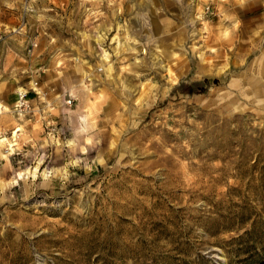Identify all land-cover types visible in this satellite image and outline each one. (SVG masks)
<instances>
[{"label": "rangeland", "instance_id": "rangeland-1", "mask_svg": "<svg viewBox=\"0 0 264 264\" xmlns=\"http://www.w3.org/2000/svg\"><path fill=\"white\" fill-rule=\"evenodd\" d=\"M7 3L16 6L9 8L5 0H0V104L8 109V112L0 113V138L11 142L15 133L16 143L22 144V150L32 149L30 144H23L19 139L22 133L18 128L23 129L28 139L34 133L43 139L49 132L55 136L62 125L59 117L50 116L48 119L56 122L54 128L42 122L44 131L37 132L35 125L39 117L32 110L23 115V119L14 115L8 106L11 98H15L9 93L14 81L10 79L11 75L17 79L15 87L28 91L33 109L39 101L37 93L28 88L32 73L53 68L56 57L68 56L70 67L66 75H75L76 60L71 58L85 59L92 65L93 84L107 93V96L97 95L96 103L107 104L105 114L116 117L122 111L123 98L116 87L119 81L113 83L104 78L97 63L98 57H95V52L99 51L96 40L90 38L81 44L83 37L80 33L87 32L89 37L103 33L108 37L103 47L111 56L109 63L125 60V63L113 65L116 69L112 74L113 80L134 58V54L128 52L119 58L111 55L112 49L119 50L114 43L115 38L120 37V43H124L121 25L126 24L129 34L135 35L143 44L148 29L145 28L143 33L137 30L146 19L152 25L153 36L162 37L148 47L136 45L140 55L135 58H142L143 64L133 68V71L144 72L147 66L157 65L151 69L152 82L161 85L154 89L157 98L149 105L136 134L129 141L140 148H147L152 155L139 157L138 167L122 170L100 168L83 183L70 186L82 188L93 180V188L100 185L102 191L94 205L89 196L84 198V206L91 209V215L74 219L72 209L67 207L62 212L55 209L47 212L53 222L46 225L50 231L37 236L30 247H17L14 254L5 249L6 258L12 255L10 264H126L128 256H136L137 264H264V115L251 111L255 104L249 101H243L249 104V110L237 115L231 124H217L215 117L209 120L203 111H197L203 100L220 92L227 94L229 83L234 84L233 90L243 86L247 89L246 95L255 93L257 98H264V45L257 50H250L251 45H238L237 49L227 52L230 59L226 72L222 67L223 60L212 59L215 69L202 65L205 71L199 74V82L173 84L169 90L167 85L171 83L172 74H181L178 69H183L187 80L197 75L192 70L191 53L187 54L188 62L181 61L180 64H168V53L179 52L172 43L174 39H188L186 32L176 31L188 21H194L188 31L196 32L194 39H199L200 33L196 30L203 25L196 18L203 14L201 0H182L180 4L176 0H116L111 8L108 0L98 6L95 0H36L30 11H26L30 0H7ZM208 7L215 15H205V19L212 21L216 31L222 10L215 5ZM158 9L163 11L158 12ZM97 11L103 12L104 16H93ZM37 16H43L44 20L36 19ZM165 21H175V26L169 28ZM109 26L111 31H108ZM255 26L253 24V28ZM165 31L174 35L164 36ZM23 32L28 35L25 41L20 34ZM14 34L17 36L11 37ZM37 35H41L40 39L36 38ZM33 39L36 46L28 54L29 41ZM208 43L211 45L212 40ZM155 47L164 50L165 55L161 59H154L151 55ZM90 49L95 50L92 55L88 54ZM203 55L211 59L216 53L204 52ZM161 64L168 66L167 73L159 67ZM84 71H90L87 65ZM213 71L217 75H212ZM226 73L233 75L225 79ZM56 75V72H41L38 86L54 80ZM165 75L168 80L164 79ZM96 76L101 79L97 80ZM121 79L132 85H141L140 92L149 90L150 85L143 75L137 80L130 73L123 72ZM58 84L59 81L49 83V88H55L53 94L61 91ZM161 96L165 98L159 99ZM190 118L195 120V125L188 124ZM29 120L32 122L26 124L25 121ZM180 121L184 127L204 124L208 128L193 145L199 164L191 166L190 171L195 169L197 174L189 183L185 182V174L174 158L177 154L181 159L187 158V153H178L173 148L174 155L170 156L164 151L165 146L179 145L181 137L185 136ZM253 123L261 127L252 128ZM117 128L119 124H114L107 135L114 134ZM249 129L256 135H250ZM60 139L63 140L64 136L61 135ZM48 151L54 152V148ZM133 156H136V151H133ZM10 159L15 166L23 156L14 154ZM63 163V159H56V166ZM157 168L165 170L163 182L153 180L151 173ZM76 171L80 177L85 176L82 170ZM54 199L59 201L63 197ZM199 200L205 204L196 208ZM75 204L73 198V207ZM136 237H141L137 240L139 247L131 252L125 251V246ZM144 237L154 244L150 252L145 250Z\"/></svg>", "mask_w": 264, "mask_h": 264}, {"label": "clouds", "instance_id": "clouds-1", "mask_svg": "<svg viewBox=\"0 0 264 264\" xmlns=\"http://www.w3.org/2000/svg\"><path fill=\"white\" fill-rule=\"evenodd\" d=\"M5 2L9 8L16 6L14 3H7V0ZM95 2L98 6L104 0H95ZM115 2L116 0H108V7L111 8ZM176 2L180 4L182 0H176ZM35 3L36 0H30L26 11H30ZM209 5H215L222 10L220 24L216 31L213 30L212 21L205 19V15H215L210 11ZM201 7L203 14L196 18L203 25L196 30L200 33L199 39H194L196 32L188 31L189 25L194 24V21H188L176 29L177 33L182 30L186 32L188 39H174L172 43L179 49V52L168 53V64H180L181 61L187 63L189 59L187 54L191 53L192 70L197 75L193 76L191 80H187L183 69H178L181 74L180 76L172 74L171 83L167 85L169 90L173 84L199 82L201 79L199 74L205 71L202 65H208L215 69L216 66L212 64V59L223 60L222 67L226 72L230 59L227 52L237 49L238 45H251L250 50H257L264 45V35H262L264 33V0H201ZM159 11H163V9H158ZM93 16L103 17L104 13L97 11L93 13ZM36 19L44 20V17L37 16ZM165 23L169 28L175 26V21H165ZM253 24L256 25L254 28ZM145 28L148 29V34L141 44L135 35L129 34L126 24L120 26L124 43H120V37L115 38L114 43L119 46V50L112 49L111 55L119 58L122 53L128 52L134 54V58L130 65L125 66L123 71L118 73L115 80H113L112 74L116 69L113 65L118 62L125 63V60L120 59L109 63L111 56L109 51L103 47V42L108 37L103 33H97L93 37H89L87 32L80 33L83 37L81 44L90 38L96 40L99 51L95 52V57H98L97 63L104 73V78L113 83L116 80L119 81L116 87L123 99L120 105L122 111L116 117L105 114L107 104L98 105L96 103L97 95L107 96V93L93 84L94 72L91 71L92 65L87 60L79 57L71 58L76 60L75 75H66L70 67L68 56L56 57V66L53 68L39 69L32 73V80L28 88L37 93L39 101L38 106L32 109L35 116L39 117L35 125L37 132L44 131L41 127L42 122H47L50 127L54 128L56 122L49 120L50 116L59 117L62 127L55 136L49 132L43 139L35 133L31 139H28L23 133V129L18 128L17 130L22 133L19 139L23 141V144H30L32 150H22V144L16 143L18 138L15 134L11 142L8 139L0 138V264H10L12 260V255L5 257V249L14 254L17 247H30L37 236L50 231V227H46V225H51L53 222L46 215L47 212L53 209L62 212L67 207L72 209L74 219L86 218L91 215V209L84 206V198L86 195L89 196L94 205L96 197L102 191L100 185L93 188L91 186L92 183H95L93 180L84 184L82 188L70 186L83 183L93 171H98L100 168L122 170L138 167L137 159L139 157L152 155L147 148H140L139 145L129 142L136 134L149 105L154 103L157 98L154 89L161 87V85L153 83L151 78V69L157 65L147 66L144 72L133 71L134 67L143 64L142 58H135L140 55L137 53L136 45L141 44V47H148L155 40L162 39L160 36H153L152 25L146 19L142 21L137 31L143 33ZM108 31H111L110 26ZM163 35L172 36L174 34L171 31H165ZM210 39L212 40L211 45L208 43ZM200 41L203 43L201 44ZM186 44L187 47H185ZM93 51L95 50L90 49L88 54L92 55ZM204 52L216 53V56L208 59L204 57ZM222 52L224 55H221ZM151 55L154 59H161L165 52L161 47H155ZM240 63L243 64V61ZM61 64L64 65L63 68L60 67ZM85 65L90 71H84ZM159 67H163L167 73V65L161 64ZM26 71L31 72L32 70L27 69ZM41 72H56L57 75L54 80L38 86L37 80ZM123 72L130 73L137 80L143 75L150 85L149 90L140 92L138 89L141 85L126 83V78L121 79ZM212 75H217V72L213 71ZM232 75V73H226L225 79ZM14 78L15 76H13ZM96 79L100 80L101 77L96 76ZM164 79L168 80L169 77L165 75ZM56 81H59L58 87L61 91L58 94H53L55 88H49V83ZM226 87L227 94L220 92L216 96L203 100L197 111H203L209 120L215 117L217 124L224 122L231 124L237 115H243L249 110V104L243 103V101H249L255 104L251 111L256 112L257 115H264V107H262L264 98H257L255 93L246 95L247 89L243 86L233 90V83H229ZM94 88L96 91H93ZM45 89H48V93H45ZM115 90L112 89V91ZM49 96H51L50 99ZM234 97L242 99H234ZM164 98L163 96L159 97V99ZM0 109L3 112H8V109L2 104H0ZM20 118L23 119V115ZM31 122L30 120L25 121L26 124ZM180 123L185 136L181 137L179 145L165 146L164 151L170 156L174 155L173 148H176L178 153H187V158L181 159L179 154L174 158L179 162L180 169L185 174V182L189 183L190 180L196 178L197 174L195 169L190 171L191 166L199 164L194 156L193 145L198 143L208 128L204 124L198 127H184L183 121ZM114 124H119V128L114 134L107 135ZM188 124L195 125L196 122L190 118ZM256 127H261V125L253 123L252 128ZM248 131L250 135H256L251 129ZM61 135L64 136L63 140L60 139ZM53 148L54 152L48 151ZM133 151H136V156H133ZM60 153L63 155H59ZM91 153H95V155L90 156ZM14 154L23 156L22 160L15 162V166L10 159ZM56 159H63L64 163L56 166ZM46 161H48L47 164ZM76 170H82L85 176L80 177ZM164 172V169H155L151 173L153 180L160 179L163 182ZM57 196H62L63 199L59 201L54 199ZM73 198L76 200L75 207H73ZM204 204L205 201L199 200L195 207L200 208ZM129 218L131 219V217ZM140 239L141 237L132 239L124 250L131 252L133 248L139 247L137 240ZM143 242L147 245L146 251L150 252L154 248V244L147 240V237L143 238ZM137 260L136 256H128L126 264H137Z\"/></svg>", "mask_w": 264, "mask_h": 264}, {"label": "built area", "instance_id": "built-area-1", "mask_svg": "<svg viewBox=\"0 0 264 264\" xmlns=\"http://www.w3.org/2000/svg\"><path fill=\"white\" fill-rule=\"evenodd\" d=\"M36 46L35 39L29 41V46L27 48V53L30 54L33 48ZM27 101V103H25ZM11 112L16 116H22L28 114L31 110V104L28 100V91H21L19 88L15 91V98L10 106ZM2 109H0V113Z\"/></svg>", "mask_w": 264, "mask_h": 264}, {"label": "crops", "instance_id": "crops-1", "mask_svg": "<svg viewBox=\"0 0 264 264\" xmlns=\"http://www.w3.org/2000/svg\"><path fill=\"white\" fill-rule=\"evenodd\" d=\"M24 31H25V30H24ZM20 34H21L23 40L25 41L26 38L28 37V35L25 34V32L20 33ZM13 36H17V35L14 34V35H12L11 37H13ZM40 37H41V35H37L36 38L40 39ZM13 76H14V75H11L12 78H10V79H13ZM16 80H17L16 78H14V81L12 80V82H11L12 84L10 85V88H9V93H11V94H13V95H15V91H16V89H17V87H15ZM8 82H10V81H8ZM13 100H14V96L11 98V104H12ZM11 104H8V106H11Z\"/></svg>", "mask_w": 264, "mask_h": 264}, {"label": "bare ground", "instance_id": "bare-ground-1", "mask_svg": "<svg viewBox=\"0 0 264 264\" xmlns=\"http://www.w3.org/2000/svg\"><path fill=\"white\" fill-rule=\"evenodd\" d=\"M5 108H6V106L4 105V104H2ZM15 134V133H14ZM2 139H6V138H2Z\"/></svg>", "mask_w": 264, "mask_h": 264}]
</instances>
